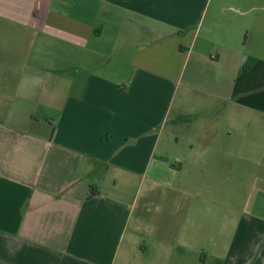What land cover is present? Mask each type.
Instances as JSON below:
<instances>
[{
    "label": "crops",
    "instance_id": "0c3cea01",
    "mask_svg": "<svg viewBox=\"0 0 264 264\" xmlns=\"http://www.w3.org/2000/svg\"><path fill=\"white\" fill-rule=\"evenodd\" d=\"M212 1L0 0V264H264V0Z\"/></svg>",
    "mask_w": 264,
    "mask_h": 264
},
{
    "label": "rangeland",
    "instance_id": "374dc122",
    "mask_svg": "<svg viewBox=\"0 0 264 264\" xmlns=\"http://www.w3.org/2000/svg\"><path fill=\"white\" fill-rule=\"evenodd\" d=\"M220 1H222V2L225 3V5H224V8H225V9H224V11H223V13H222V16H220V20H221L222 22H224V26H225V27H229V26L232 27V26L234 25V21L236 22L237 17H236V14H234L233 12H231L228 8H229V7H236V3L238 2V0H213L212 3H211L210 8H212V6H214L215 2H220ZM233 20H234V21H233ZM201 37H202V33L200 34V37H199V38H201ZM219 41H220V39H219ZM199 42H200V41L197 42V46H199V45H198ZM204 51H205V49H204ZM206 53H208L209 55H213V54H215L214 49H212V48L209 49V50H207ZM191 65H192V62L189 61V63H188V69L190 68ZM188 69H187V71H186L185 78L187 77ZM183 81H184V80H183ZM183 92H185V91H183ZM193 96H194V97H198L197 94H194L193 92H190V93L186 96L187 101H186V103H185V109H186V112H187V113H190V111H191L192 108H193V106L191 105V99H194ZM245 168H246L245 171H246L248 174H249V172L254 171V168L251 167L250 164H248V166H246ZM256 171H257V170H256ZM263 176H264V173H263ZM251 181H253V180H245V182H244V184H243V191H242V192H243V194H244L245 197H246L247 195L250 194V189H249V187H250V183H251ZM253 194H254V193H253ZM135 204H136L137 206H140V204H141V195H140V194L135 195Z\"/></svg>",
    "mask_w": 264,
    "mask_h": 264
}]
</instances>
